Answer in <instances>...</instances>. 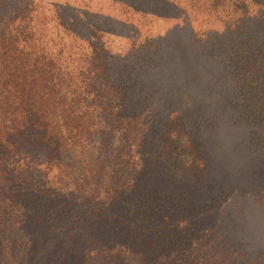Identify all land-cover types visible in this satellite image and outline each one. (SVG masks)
Returning a JSON list of instances; mask_svg holds the SVG:
<instances>
[{"label":"trees","instance_id":"1","mask_svg":"<svg viewBox=\"0 0 264 264\" xmlns=\"http://www.w3.org/2000/svg\"><path fill=\"white\" fill-rule=\"evenodd\" d=\"M10 2L0 0V248L11 258L8 264H19L16 243L17 249H27L36 235L47 244L65 231L89 264H181L180 260L247 264L248 257L237 249L217 257L213 243L206 246L204 259L188 260L200 241L192 248L179 242L158 247L161 253L156 250L159 253L151 257L156 251L148 244L149 233L159 234L162 241L166 228L175 230L178 222H186L184 211L175 212L168 193L145 187L155 182L154 174L137 157L140 148L150 144L149 124L156 115L153 94L143 86L136 90L131 79L118 78L110 55L106 50L101 53V47L99 51L93 47L92 58L77 69H68L60 53L54 54L30 27L28 8L33 1L11 10ZM191 2H203L209 11L222 15L238 76L242 73L244 78L252 68V57L263 54L264 58L262 48L246 53L245 33L250 17L264 22V0ZM56 11L65 30L74 26L75 19L62 22V7ZM73 13L90 36L107 32L98 22H90L87 13ZM263 77L264 60L258 73V78ZM241 86L247 87L244 81ZM119 135L125 140L123 146L117 145ZM188 156H197L195 146ZM161 158L169 163V154ZM33 214L40 217L38 226ZM76 220L90 221L87 226L101 230L102 237ZM40 229L52 232L46 236ZM109 232L114 236L109 237ZM165 251L173 252L172 258ZM73 255L71 251L65 257ZM176 255L181 259L174 260ZM30 258L26 256L25 264Z\"/></svg>","mask_w":264,"mask_h":264},{"label":"rangeland","instance_id":"2","mask_svg":"<svg viewBox=\"0 0 264 264\" xmlns=\"http://www.w3.org/2000/svg\"><path fill=\"white\" fill-rule=\"evenodd\" d=\"M10 1V10L27 2ZM32 1L28 8L32 15L30 27L54 54L60 53L61 60L67 62L64 66L77 69L92 58L93 47L97 51L101 47V53L106 50L110 55L118 78L131 79L136 90L143 86L153 94L156 115L152 114L149 124L150 144L140 148L143 157L136 155L154 174L155 182L145 187L168 193L175 201V212L184 211L186 222H178L175 230L166 228L162 241L159 234L150 232L151 250L160 252L158 247L166 249L175 242L192 248L200 241V247L190 251L193 255L188 260L193 256L204 259L206 246L213 243L217 257L237 249L243 258L248 257L247 264H264V77L258 78L263 54L252 57V68L244 78L242 73L238 76L229 44L231 36L222 15L209 11L203 2ZM58 6L63 8V23L75 19L73 27L65 30L57 15ZM74 10L87 13L90 22H98L107 32L90 36L92 33L76 22ZM245 33L247 54L264 49L261 19L250 17ZM242 80L246 88H242ZM118 137L117 145H125L122 135ZM194 146L197 156L189 159ZM164 153L169 154L170 164L161 158ZM33 216H37L34 222L38 226L40 217ZM80 222L90 224L88 220ZM91 226H87L89 231L93 229V235L102 237L103 232ZM50 231L44 229L41 233L49 236ZM107 235L114 236L113 232ZM69 236L65 231L46 244L36 235L33 246L22 250L16 243L19 264L26 263L27 255L31 257L30 264H89ZM71 251L74 255L67 259ZM157 251L151 252V257ZM164 253L172 258L173 252ZM173 258L181 259L177 255ZM10 261L1 247L0 264ZM180 262L189 264L187 260Z\"/></svg>","mask_w":264,"mask_h":264}]
</instances>
